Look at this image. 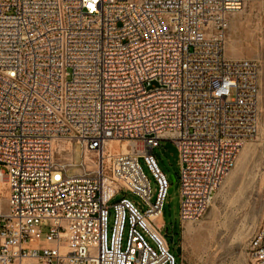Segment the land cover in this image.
<instances>
[{"label":"built area","instance_id":"built-area-1","mask_svg":"<svg viewBox=\"0 0 264 264\" xmlns=\"http://www.w3.org/2000/svg\"><path fill=\"white\" fill-rule=\"evenodd\" d=\"M248 1L0 0V264H176L152 150L196 222L259 128L258 64L225 55ZM246 251L264 264V214Z\"/></svg>","mask_w":264,"mask_h":264},{"label":"rangeland","instance_id":"rangeland-1","mask_svg":"<svg viewBox=\"0 0 264 264\" xmlns=\"http://www.w3.org/2000/svg\"><path fill=\"white\" fill-rule=\"evenodd\" d=\"M225 55L229 58H248L259 67V128L239 150L234 166L212 195L203 216L193 223L178 220L179 184L178 157L173 143L161 140L152 154L164 174L173 175L172 191L167 194L162 217L166 234L176 264H250L247 244L259 226L264 214V0H249L245 6L230 16L225 39ZM118 149V144L111 145ZM81 146L72 148L75 164L81 161ZM152 190L155 185L143 159L139 160ZM78 166L68 169L73 175ZM6 194V193H5ZM2 207L6 209V201ZM136 200L135 196H130ZM179 224V225H178ZM189 231V232H188ZM180 248L178 254L175 249Z\"/></svg>","mask_w":264,"mask_h":264},{"label":"bare ground","instance_id":"bare-ground-1","mask_svg":"<svg viewBox=\"0 0 264 264\" xmlns=\"http://www.w3.org/2000/svg\"><path fill=\"white\" fill-rule=\"evenodd\" d=\"M115 143L119 145L118 149H121L123 151H125L127 149V143L126 142L119 143L117 141H111V142H109V146L113 149V147L111 145L115 144ZM58 146H59V149L70 148L69 143H66V144L61 143V144H58ZM118 149H113V150L117 151ZM4 188H5V186H4V184H2L0 187V196H2V194L3 195L5 194Z\"/></svg>","mask_w":264,"mask_h":264},{"label":"water","instance_id":"water-1","mask_svg":"<svg viewBox=\"0 0 264 264\" xmlns=\"http://www.w3.org/2000/svg\"><path fill=\"white\" fill-rule=\"evenodd\" d=\"M168 179H169L171 182H174V181H175V178H174L173 175H169V176H168ZM171 191H172V187H169V189H168V193H170ZM166 237H169L170 240L172 241V236H168V235L166 234ZM175 251L179 254V253H180V248H179V247H176Z\"/></svg>","mask_w":264,"mask_h":264}]
</instances>
